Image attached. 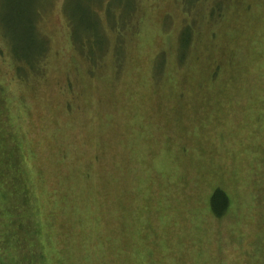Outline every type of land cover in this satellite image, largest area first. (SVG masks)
Returning a JSON list of instances; mask_svg holds the SVG:
<instances>
[{"label":"rangeland","instance_id":"obj_1","mask_svg":"<svg viewBox=\"0 0 264 264\" xmlns=\"http://www.w3.org/2000/svg\"><path fill=\"white\" fill-rule=\"evenodd\" d=\"M133 1L144 10L120 28L123 66L113 75L105 63L88 85L73 71L80 109L34 131L40 143L28 165L34 171L36 160L45 172L33 203L43 219L54 215L45 264L59 256L63 264H264V0L229 2L210 23L198 3ZM36 2L49 39L46 90L64 104L72 54L63 0ZM187 21L195 30L181 61ZM49 106L38 116H53ZM52 136L78 163L56 164L64 158ZM89 160L93 171L83 175ZM216 188L228 200L219 217L210 206ZM8 227L19 242L0 264H21L23 231Z\"/></svg>","mask_w":264,"mask_h":264},{"label":"trees","instance_id":"obj_2","mask_svg":"<svg viewBox=\"0 0 264 264\" xmlns=\"http://www.w3.org/2000/svg\"><path fill=\"white\" fill-rule=\"evenodd\" d=\"M176 1L189 6L198 3L203 11L209 7L210 11L208 15H205V23H210L217 17L221 19L229 2H236V0ZM37 3L36 0H0V224L6 230L4 235L0 233V242L2 241L0 255L4 252L9 253L10 246L13 250L17 248L19 241L12 236L11 230L7 231V227H18L23 231V242H25L27 254L20 261L21 264H45L49 256L48 249L54 239L51 238L52 230H54L51 218L53 219L54 215L49 212L43 219L40 207L33 203L37 199L38 183L41 182L40 179L45 172L41 163L35 160L36 166L33 171L27 161L28 157L37 158L35 147L40 141L39 139L33 141L36 138L33 134L38 129L37 124L42 122L49 123L48 127L52 126L57 113L71 115L72 112L80 109L72 107V101L78 99L72 89L73 71L76 74L75 79H79L80 83H82L81 79H84L86 85L93 81L95 71L104 67L105 63L109 66V73L114 75L119 71V67H122L124 63V53L119 43L125 38V35L120 33V28L131 27V13L135 10L137 12L144 10V8H138L133 0H128L124 6L109 0L82 2L63 0L62 15L69 26L71 49L69 52L72 54L68 69L63 72L65 78L62 79L63 94H66L68 99L64 104L58 105V98L52 97L53 116L52 113H44L39 117L37 110L51 108L49 103L52 100L46 90L49 82L47 78L49 39L39 31L44 7H40V3ZM112 7L117 8L118 11L115 12ZM119 14H121L120 18ZM193 25L187 21L178 33L180 41L178 58L181 61L192 44L189 41L195 30L192 28ZM17 28L20 29L19 32H15L14 29ZM158 56L156 58L162 59L159 62L161 67L164 61L163 55L158 54ZM82 89L83 84L80 89L81 94ZM42 127L45 126L41 124ZM59 138L50 137L51 140L57 139L52 147L57 148V154L64 158V160L57 159L56 164H70V160L78 163L77 160L70 159L69 150L58 143ZM91 161L81 162L82 168L78 166L80 163L76 165L83 175L93 171ZM210 200L213 213L217 217L221 216L225 210L219 211L217 206L226 209L228 206L226 194L216 188ZM18 220L23 223L20 225L15 223ZM15 224L18 226H13ZM48 227L52 230L48 231ZM16 258L12 257L10 264H19ZM55 260L57 264L64 263L60 256Z\"/></svg>","mask_w":264,"mask_h":264}]
</instances>
